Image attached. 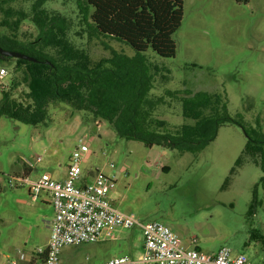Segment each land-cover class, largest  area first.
I'll use <instances>...</instances> for the list:
<instances>
[{"label":"rangeland","instance_id":"374dc122","mask_svg":"<svg viewBox=\"0 0 264 264\" xmlns=\"http://www.w3.org/2000/svg\"><path fill=\"white\" fill-rule=\"evenodd\" d=\"M86 2L43 0V8L60 15L69 29L64 34L67 46L57 41V49L49 53L61 52L89 68L117 54L135 56L127 44L96 36ZM1 6L28 15L32 11V2L23 0H0ZM183 10L182 25L174 35L176 56L163 58L152 49L144 53L149 64L161 68L152 90V95L163 97L156 114L171 127L193 124L181 98L184 93H207L219 97V107L226 103L228 115L256 129L259 138L264 134V0L249 4L184 0ZM3 18L0 9V35L11 33L1 26ZM38 33L26 20L17 37L29 42ZM2 66L8 69L5 85L10 86L14 65ZM85 116L57 102L50 106L51 122L46 126L0 117V264H30V257L48 243L49 223L55 217L46 193L34 201L27 186L11 187L10 180L16 176L36 180L44 174L64 180L70 157L84 137L89 152L82 154L83 173L98 170L115 178L110 200L119 211L142 223H162L185 248L214 254L227 247L251 264H264V184L260 183L264 173L259 153L253 157L243 153L249 138L241 126L223 123L216 139L193 155L122 139L108 123H88L90 115ZM241 157L243 163L236 166ZM142 243L140 230H120L113 239L64 248L62 263L136 258Z\"/></svg>","mask_w":264,"mask_h":264},{"label":"trees","instance_id":"16d2710c","mask_svg":"<svg viewBox=\"0 0 264 264\" xmlns=\"http://www.w3.org/2000/svg\"><path fill=\"white\" fill-rule=\"evenodd\" d=\"M23 1L32 2L30 15L11 6H1L4 14L1 26L11 33L0 35V47L37 61L0 55V65L13 64L15 74L10 86L2 89L0 117L46 126L51 122V104L60 102L74 111L86 113L85 117L90 115L88 123L98 120L108 123L122 139L140 141L149 148L193 155L202 153L216 139L223 123L231 122L241 126L248 135L243 153L250 157L259 153V166L264 173V134L259 133L256 138V129H249L242 121L231 118L226 103L219 107V97L184 93L181 99L188 116L194 118L193 124L171 127L168 120L156 114L163 97L152 95V90L161 68L149 64L144 53L152 49L163 58L176 56L174 35L183 22L184 0H87L86 8L92 10L88 14L89 25L96 36L123 42L136 52L133 57L114 55L94 68L74 62L58 51L51 55L50 50L58 47L57 41L67 46L64 34L69 29L65 20L45 10L43 0ZM236 1L249 4L251 0ZM26 20L39 31L34 41L24 42L17 37ZM207 110H210L208 115ZM242 163L241 157L235 165ZM260 183L264 184V176ZM43 261L44 255L31 264Z\"/></svg>","mask_w":264,"mask_h":264},{"label":"built area","instance_id":"2783aa9c","mask_svg":"<svg viewBox=\"0 0 264 264\" xmlns=\"http://www.w3.org/2000/svg\"><path fill=\"white\" fill-rule=\"evenodd\" d=\"M8 76V69L0 65V89L7 87ZM85 141L86 137L80 139L79 146L72 153L64 180H54L49 174L36 180L28 176H16L10 180L11 187L27 186L34 201L46 193L55 212L49 223L48 243L30 257V264L43 255L42 264H63V249L66 247L113 239L120 230L134 229L143 235L138 257H116L96 264H251L244 255H235L227 247L214 254L185 248L181 239L162 223H142L134 215L119 211L110 200V193L116 186L115 178L98 170L83 173L82 154L89 152ZM40 161L41 157H38L36 162ZM27 165L34 168L32 162ZM20 259L24 260L25 255L21 254Z\"/></svg>","mask_w":264,"mask_h":264},{"label":"water","instance_id":"95a60500","mask_svg":"<svg viewBox=\"0 0 264 264\" xmlns=\"http://www.w3.org/2000/svg\"><path fill=\"white\" fill-rule=\"evenodd\" d=\"M0 55L3 56V57H10V58H15V59H23V60L33 61V62L37 61L33 57H30V56L25 55V54L20 53V52L6 50V49H4L2 47H0Z\"/></svg>","mask_w":264,"mask_h":264},{"label":"crops","instance_id":"0c3cea01","mask_svg":"<svg viewBox=\"0 0 264 264\" xmlns=\"http://www.w3.org/2000/svg\"><path fill=\"white\" fill-rule=\"evenodd\" d=\"M88 172H89V171H88ZM88 172H87V173H88ZM90 172H91V171H90ZM141 249H142V248H141ZM197 249H198V248H197ZM198 250H199V249H198Z\"/></svg>","mask_w":264,"mask_h":264},{"label":"flooded vegetation","instance_id":"af4514ba","mask_svg":"<svg viewBox=\"0 0 264 264\" xmlns=\"http://www.w3.org/2000/svg\"><path fill=\"white\" fill-rule=\"evenodd\" d=\"M248 136V135H247Z\"/></svg>","mask_w":264,"mask_h":264}]
</instances>
